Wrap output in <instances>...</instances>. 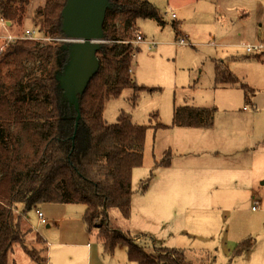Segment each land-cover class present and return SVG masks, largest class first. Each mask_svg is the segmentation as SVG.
Instances as JSON below:
<instances>
[{
  "label": "rangeland",
  "instance_id": "1",
  "mask_svg": "<svg viewBox=\"0 0 264 264\" xmlns=\"http://www.w3.org/2000/svg\"><path fill=\"white\" fill-rule=\"evenodd\" d=\"M45 1L30 0L22 19L0 21V52L22 39L26 30L39 32L33 18ZM149 1L164 24L138 19L132 35L138 48L132 75L146 89L135 105L130 88L117 99L106 100L105 122L114 123L123 112L136 124H154L151 114L170 124L173 107L188 104L211 109L213 126L148 129L143 164L132 171L130 219L125 221L118 210L111 209L110 224L127 230L130 223L132 234L139 236L134 241L146 250L181 249L193 264H264V61L246 53L248 45L264 44V0ZM173 22H180L177 39L183 38L186 45L176 43ZM120 28L122 34V21ZM137 33L144 35L143 43L135 42ZM61 39L55 41L83 43L68 34ZM104 43L100 39L93 45ZM262 52L255 56L264 58ZM79 62L77 56L73 70ZM217 62L226 64L240 85L254 90L250 108L241 87L215 84ZM35 66L34 62L28 65L30 70ZM75 78H69L70 86ZM166 150L173 155L170 165L155 167ZM217 167L232 176L220 182V188ZM63 205L72 207V215L84 213L83 205ZM17 207L24 209L23 204ZM97 232L93 229L87 241L93 250L98 245ZM249 237L254 241L250 252L232 257L234 247ZM30 261L22 247L14 244L8 264ZM92 262L130 264L124 248H116L112 255L101 251Z\"/></svg>",
  "mask_w": 264,
  "mask_h": 264
},
{
  "label": "trees",
  "instance_id": "2",
  "mask_svg": "<svg viewBox=\"0 0 264 264\" xmlns=\"http://www.w3.org/2000/svg\"><path fill=\"white\" fill-rule=\"evenodd\" d=\"M67 2L46 0L36 8L33 23L43 37L67 35L62 14ZM29 3L0 0V21L22 19ZM138 19L164 24L149 0H108L102 24L105 43L96 49L99 67L85 90L75 93L77 106L71 101L68 81L73 45L20 39L0 52V264H8L14 244L31 261L47 264V244L26 218L28 211L42 204L83 205L85 228L89 233L97 228V241L105 254L112 255L121 246L129 263L193 264L181 249L146 250L128 230L109 221L111 209L118 210L125 221L130 219L132 171L143 164L148 129L213 126L211 109L188 104L173 107L170 124L157 120V114L149 118L154 124H136L123 112L114 123L105 122L106 100L117 99L130 88L135 105L146 89L132 75L133 54L138 50L132 35ZM179 25L172 24L176 39ZM32 62L36 66L30 70ZM214 71L218 87L239 86L250 102L254 90L240 85L226 64L217 62ZM172 156L166 150L155 167L169 166ZM18 204L24 210L19 211ZM253 244L250 237L241 240L232 257Z\"/></svg>",
  "mask_w": 264,
  "mask_h": 264
},
{
  "label": "crops",
  "instance_id": "3",
  "mask_svg": "<svg viewBox=\"0 0 264 264\" xmlns=\"http://www.w3.org/2000/svg\"><path fill=\"white\" fill-rule=\"evenodd\" d=\"M140 35L144 39V35ZM261 53L263 52L256 53L255 55ZM255 55L254 57H256ZM257 61L263 62L264 58L262 57L261 59H257ZM251 102V100L250 102L246 101L247 108H250ZM229 177L230 179L232 178V176L226 174V170H224L223 167H217V188L221 187L220 182L224 181ZM71 208L72 207H66L63 204H42L27 212L26 218L29 225L37 233H39V235L44 239L47 244V264H95L92 262V257H96L99 252L101 253V251L104 252L102 245L101 243H99V241L98 245L95 246L97 247L95 250L91 248L92 246L89 244V242H87L89 241L90 234L89 232H87L83 223V214L72 215ZM18 210L22 211L24 209L19 208ZM37 210L42 214L43 218L45 219V222H42L41 219L38 217L36 213ZM127 230L131 235L139 237L137 235L132 234L130 223ZM142 237H145V235H142ZM117 248L123 247L120 246ZM232 248L233 247H229V249ZM251 248L252 247L244 251L241 256L244 253L248 254ZM25 264L37 263L34 261H30L27 263L25 262Z\"/></svg>",
  "mask_w": 264,
  "mask_h": 264
},
{
  "label": "water",
  "instance_id": "4",
  "mask_svg": "<svg viewBox=\"0 0 264 264\" xmlns=\"http://www.w3.org/2000/svg\"><path fill=\"white\" fill-rule=\"evenodd\" d=\"M107 7L108 0H68L62 13L64 31L83 42L73 46L72 61L68 69L69 78L76 76L70 86V98L75 106V93L85 90L88 81L99 67L97 45L94 46L93 42L102 40V24ZM77 56L80 62L73 70V62Z\"/></svg>",
  "mask_w": 264,
  "mask_h": 264
},
{
  "label": "built area",
  "instance_id": "5",
  "mask_svg": "<svg viewBox=\"0 0 264 264\" xmlns=\"http://www.w3.org/2000/svg\"><path fill=\"white\" fill-rule=\"evenodd\" d=\"M174 17V15H173ZM38 34V36L36 35ZM22 39H31V40H35V41H41V40H44L46 42H56L55 40H63L61 38H41L40 35H39V32L37 33L36 31L34 30H26ZM136 43H140V42H143V37L139 34L136 35V39H135ZM177 43L179 45H186L187 43L184 41L183 38H179L177 40ZM153 44V43H152ZM264 50V45L263 44H258V45H248L246 47V51L247 53L249 54H253V53H260ZM37 215L38 217L41 219L42 222H45V219L43 218L42 214L37 210Z\"/></svg>",
  "mask_w": 264,
  "mask_h": 264
}]
</instances>
